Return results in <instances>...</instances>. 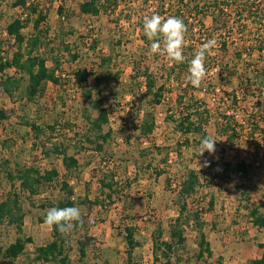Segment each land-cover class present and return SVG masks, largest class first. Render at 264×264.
Wrapping results in <instances>:
<instances>
[{
  "label": "rangeland",
  "instance_id": "1",
  "mask_svg": "<svg viewBox=\"0 0 264 264\" xmlns=\"http://www.w3.org/2000/svg\"><path fill=\"white\" fill-rule=\"evenodd\" d=\"M13 1L0 0V43L9 53L14 50V41L4 28L22 12L21 7L12 5ZM50 1L51 4L39 0L49 30L43 55L46 65L55 68L59 83L48 82L42 96L35 102L28 101L23 95L26 77L10 68L6 73L22 77L21 85L11 96L0 91V109L8 115L0 121V200L11 190L20 194L25 212L23 233L32 239L13 264H46L34 258L35 248L52 238L51 227L38 220L43 217L38 205L62 198V181L73 188L71 205L81 211V221L65 233L70 264H126L124 227L134 229V239L139 244L129 264H163L160 252L154 261L152 237L155 234L161 240H171L170 230L179 213L175 202L177 189L190 169L198 171L200 185L187 198L185 213L189 218L183 225L185 242L174 246L171 262L217 264L221 259L230 264H249L257 258L264 252L259 246L264 241V226L252 223L249 210L257 207L264 214V165L249 172L251 181L237 175L220 180L216 172L222 168L223 161L247 163L257 159L264 164V146L260 144L264 143V96L259 90H252L253 71L264 66V52L254 50L249 55V47L261 41L257 36L264 30L263 25L249 23L240 36L243 22L236 9L220 12L206 2L209 0H191L192 5L197 3V11L190 12L193 21L187 22L190 26L187 29L191 34L187 33L186 37L195 41L196 50L200 43L212 38L217 40V45L207 54V75L201 86L188 87L185 63L173 68L165 56H154L149 50L151 42L143 33V17L153 11L161 13V9L168 11L167 4L172 0H165L164 5L160 0H120L113 10L109 8L97 16L81 14L80 0ZM61 3L62 16L57 11ZM263 7L260 5L259 11ZM186 15L189 17L188 12ZM224 22L228 24L226 29L222 28ZM23 33L28 36L30 26ZM223 42L227 45L226 52L221 46ZM239 49L244 53L242 60L233 55ZM72 55L77 57L73 59ZM104 57L109 61L102 62ZM223 62L229 67L220 73L214 66ZM243 63L248 64V70ZM134 66L141 71L148 67L157 78V85L164 83L160 103H152L151 96L145 95V80L141 75L133 77ZM82 70L87 72V78L79 83L76 74ZM96 77L101 79L98 86ZM235 94L239 101L231 106ZM182 95V103L189 102L191 96L207 105L209 117L201 132L183 134L177 129L176 99ZM228 96H231L229 102ZM96 100L102 101L108 116L101 133L110 134L100 151L94 149L97 132L91 129V120L97 115L92 108ZM257 104L261 106L255 112L259 130L252 133L247 115H251V108ZM231 111L238 116L236 124L226 131V124L220 118L224 112L231 115ZM145 113H151L155 123L146 144L142 143L144 138L139 137L138 130ZM24 121L35 123L41 132L35 133ZM66 123H70L67 129L63 127ZM47 124H55L56 130L47 129ZM234 126L236 135H233ZM204 136L216 140L215 152L199 156V143ZM58 143H63L67 155L77 159L78 166L71 173L64 168L60 155L43 152ZM206 161L208 166H204ZM16 166L35 167L41 172L55 169L58 176L43 185L39 194L29 196L27 191L18 189V182L8 179L7 174H14ZM156 170L163 173L156 176ZM105 183H112L111 198L107 196L111 189L104 187ZM239 183H246L247 187L237 191ZM88 195L92 199H84ZM195 212L203 223L201 231L211 253L200 259L196 257L200 229L193 217ZM15 236L12 226H1L0 246L6 247ZM80 244L84 245L83 257L79 254ZM0 264L8 263L0 258Z\"/></svg>",
  "mask_w": 264,
  "mask_h": 264
},
{
  "label": "trees",
  "instance_id": "2",
  "mask_svg": "<svg viewBox=\"0 0 264 264\" xmlns=\"http://www.w3.org/2000/svg\"><path fill=\"white\" fill-rule=\"evenodd\" d=\"M118 1L120 0H80L78 4V9L81 14L84 15H92L97 16L101 11H108L109 8L112 10L118 5ZM49 4L51 1L48 0ZM214 10L216 11H227L229 9H236L239 12V18L243 22L241 26L240 36H243L245 33V28L249 23L261 24L264 27V7L260 9V5L264 6V0H246L243 2L240 0H209L206 1ZM211 2L214 5H211ZM228 2V3H225ZM160 3L165 4V0H160ZM191 7H190V4ZM62 4V3H61ZM57 6L58 13L62 16L63 12V4ZM192 5L191 0H172L170 5L167 4L168 11H163L161 9V16H176L180 17L187 27L188 17L186 13L188 12V16L190 17L191 11L195 9L197 11V3ZM13 6H18L22 8L21 15L14 17L5 25V33L13 39L14 41V50L9 53L0 43V91H3L8 96H11L12 91L21 85L22 77H16L15 75H9L6 71L10 68L15 69V72L20 73V76L26 77L27 85L24 88L23 95L28 101H36L37 97H40L44 94L46 89V85L48 82L53 84L59 83V78L55 74V68H50L46 65V58L43 55V50H45L44 39L48 36V28L45 25L46 13L43 8L42 3L39 0H14L12 3ZM161 5L163 8L164 6ZM243 14V15H242ZM168 15V16H167ZM242 15V16H241ZM217 16H220L219 14ZM30 26L31 33L26 36L23 33V30ZM228 26L227 22L222 23V28L226 29ZM192 29V27H191ZM191 30L187 29V33H190ZM186 33V34H187ZM191 34V33H190ZM260 36L261 41L257 45H253L249 47V55L257 50L259 52H264V30L261 31ZM249 37V36H248ZM191 40V41H190ZM257 40V39H254ZM193 39H189L186 37V45L184 47L183 55L185 60L183 65L185 68H188L189 61L194 57L195 52L197 51L196 43ZM253 41H251L252 43ZM202 44V43H200ZM233 44V42H232ZM146 45H149V43ZM223 51L226 52L227 45L226 42L221 44ZM248 48V47H247ZM150 49V48H149ZM196 50V51H194ZM245 50V49H244ZM194 52V53H193ZM242 50H235L233 55L237 58V60H242L243 57ZM73 59L77 57V55H72ZM109 61L108 57H104L102 62ZM208 58L206 55V62ZM182 64V63H179ZM179 64H173L172 67L178 66ZM248 70V64L243 63ZM206 66V65H205ZM229 67L228 63H220L219 65H215L214 68H218L221 72L225 71L226 68ZM133 77L143 76L144 78V86H145V95H150V101L154 104H158L161 102V98L163 97L164 83H160L157 85V78L155 79L152 72L149 71L148 67H144L142 71L139 69L140 67H133ZM16 73V74H17ZM254 75V83H252V90H259V94L261 93L264 96V66L257 67L253 71ZM117 74V73H116ZM179 77V74L178 76ZM76 78L79 83L83 82L87 78V72L82 70L76 74ZM170 79H168L169 81ZM97 86L101 82V79L96 77ZM242 81L239 82V84ZM188 87L190 84H186ZM259 87V88H258ZM89 95V93H87ZM236 95V94H235ZM183 95L177 97L176 101L178 105L183 106L179 116L174 119L177 129L183 133H196L201 132L202 125L207 123L209 111L207 105L204 102L195 100L193 98L189 99V102L182 103ZM231 96L227 97L228 102L231 101ZM239 101V96L232 95V105L235 106ZM258 103V101H256ZM206 106V107H205ZM261 106L257 104L256 106L251 108V115H247L248 120L250 122L251 132L254 133L258 129L256 119V111ZM92 108L97 111V115L95 118L91 120V129L97 132V138L101 139V143H97L98 140L95 141L94 149L96 151L102 150L103 143L109 137V133L106 132L102 134L103 125L108 122L107 110L102 105V101L96 100L92 103ZM253 112V113H252ZM220 118L226 125V131L231 128V125L236 124L237 113L233 111V113L226 114ZM8 117L7 113L0 109V121L4 120ZM173 118V117H169ZM89 119V116H87ZM219 119V120H220ZM24 123L29 126L35 133L41 132V128L35 123ZM57 123V121H54ZM154 117L151 113H145L142 118L140 125L138 127L139 137L148 138L153 130H154ZM57 125V124H56ZM70 126V123L64 124L63 127L66 129ZM47 129L52 131L56 130L55 124L46 126ZM233 135L235 133V126L233 127ZM232 133V132H231ZM232 135V136H233ZM88 141L89 138H87ZM264 141V139H263ZM94 141L92 140V143ZM184 142H188L187 139ZM261 144V143H260ZM45 154H49L52 152L53 154L60 155L62 157V163L64 168L71 173V170L78 166L77 159L74 156H70L66 154V148H64L63 143H58L52 145L50 151L43 150ZM222 168L216 172V177L220 180H227L231 175H237L240 178H245L248 181H251V178H248L249 172L254 169L251 162H232V161H223ZM163 171L156 170L155 174L160 175ZM8 179L10 181L18 182V189L21 192H28L29 196H34L39 194L40 189L43 185L48 184L53 181L57 176V171L55 169H51L48 171L41 172L39 169L35 167H19L16 166L15 173H8ZM252 175V174H251ZM200 185V175L198 171L194 169L188 170L187 174L184 176L179 189H177V199L175 200L176 205L179 208L178 216L175 218L172 229L170 230V241L161 240L159 235H155L153 238L152 245V254L154 261L158 260V252L162 258H164L163 264H173L170 260L171 254L174 252V246H182L185 242L183 237V225L186 224L188 220V216L185 213L187 210L188 199L192 197L196 191L197 187ZM104 187L111 189L112 183H105ZM247 187L246 183H239L236 185V190L241 191L242 188ZM61 189L64 193L62 198L57 199L55 202L53 201H42L38 205L43 210V217H40L39 222H44V216L48 209L52 207H72L71 201L73 197V188L68 184L67 181H62ZM176 191V190H175ZM114 192L111 189V192L107 194L108 198H111V193ZM248 196V193H245ZM95 202V201H94ZM97 203V201H96ZM92 204V203H91ZM211 206V202H210ZM25 212L22 208V203L20 199V194L15 190L8 191L5 199L0 200V227L3 225L12 226L14 232L16 234L14 241L8 244L6 247L0 246V258L6 261L8 264H13L14 260L23 253L25 250V246L27 243L31 242V237L25 236L23 233V222H24ZM193 217L195 219V223L197 227L200 229L199 231V241L198 245V253L196 255L197 259H200L204 256V254H211L207 250V241L206 235L201 231V227L203 223L198 219V212L193 213ZM249 217L252 220V223L258 227L264 226V214H261L257 207H253L249 210ZM125 235V243H126V255H127V263L129 264V260L132 257V252L135 247L139 244L134 239V229L132 227H124ZM51 240L44 244L37 246L35 248V260L41 261L46 264H70V259L67 253L66 241H65V233H61L57 231L54 227H51ZM259 246L264 250V241L259 244ZM79 254L83 257L84 255V245L80 244L79 246ZM217 264H230L223 262L221 259H218ZM249 264H264V252L259 258H254L249 261Z\"/></svg>",
  "mask_w": 264,
  "mask_h": 264
},
{
  "label": "clouds",
  "instance_id": "3",
  "mask_svg": "<svg viewBox=\"0 0 264 264\" xmlns=\"http://www.w3.org/2000/svg\"><path fill=\"white\" fill-rule=\"evenodd\" d=\"M143 33L150 43V52L155 56L157 54L165 56L169 66L183 63V55L186 45L187 26L180 17H163L153 11L151 15L143 17ZM217 45L215 38L203 42L194 57L189 61L188 74L185 78L186 84L193 87H200L202 81L207 75L205 67L206 55ZM216 140L204 136L199 143V156L205 152L209 155L215 152ZM204 166H208L205 162ZM81 221V211L79 207H52L48 209L44 216V223L49 227H54L61 233H67L73 229L76 222Z\"/></svg>",
  "mask_w": 264,
  "mask_h": 264
},
{
  "label": "built area",
  "instance_id": "4",
  "mask_svg": "<svg viewBox=\"0 0 264 264\" xmlns=\"http://www.w3.org/2000/svg\"><path fill=\"white\" fill-rule=\"evenodd\" d=\"M188 21H189V22L193 21V18H192L191 16L188 17ZM192 30H193V28H192ZM194 31H195V28H194ZM231 113H233V111H231ZM227 114H230V113L227 112ZM148 138H149V137H148ZM148 138H144L142 143L146 144ZM260 143H261L262 146H264V143H262V142H260ZM250 162L252 163L254 169H260V167H262L261 165H264V164H262V163H261L259 160H257V159L252 160V161H250Z\"/></svg>",
  "mask_w": 264,
  "mask_h": 264
},
{
  "label": "crops",
  "instance_id": "5",
  "mask_svg": "<svg viewBox=\"0 0 264 264\" xmlns=\"http://www.w3.org/2000/svg\"><path fill=\"white\" fill-rule=\"evenodd\" d=\"M189 99H191L190 97H189ZM188 99V100H189ZM177 108L179 109V111L177 112L178 114H180V112H181V108H182V106H180V105H177ZM84 199H92L91 197H90V195H88L87 197H84ZM262 255V252H261V254L257 257V258H259L260 256Z\"/></svg>",
  "mask_w": 264,
  "mask_h": 264
}]
</instances>
